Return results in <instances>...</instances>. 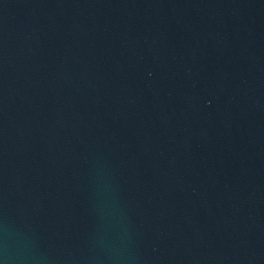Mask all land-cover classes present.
I'll list each match as a JSON object with an SVG mask.
<instances>
[{
    "label": "water",
    "instance_id": "1",
    "mask_svg": "<svg viewBox=\"0 0 264 264\" xmlns=\"http://www.w3.org/2000/svg\"><path fill=\"white\" fill-rule=\"evenodd\" d=\"M0 264H264V0H0Z\"/></svg>",
    "mask_w": 264,
    "mask_h": 264
}]
</instances>
